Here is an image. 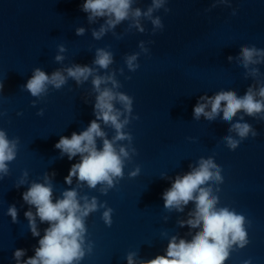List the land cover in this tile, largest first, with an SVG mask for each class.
Here are the masks:
<instances>
[{"label":"clouds","instance_id":"obj_1","mask_svg":"<svg viewBox=\"0 0 264 264\" xmlns=\"http://www.w3.org/2000/svg\"><path fill=\"white\" fill-rule=\"evenodd\" d=\"M135 3L136 0H85L81 5V11L88 14L90 23L95 22L97 18H104L99 30L93 29V38L100 40L124 21H130L129 29L134 27L143 33L145 28L140 22L142 18L151 22L153 34L164 28L161 17L154 16L153 13L160 9L165 13L169 12L170 9L166 7L168 0H151L146 10L133 7ZM217 3L231 6L230 0H216L212 7H216ZM232 14H236L235 9ZM84 32L85 29L82 27L76 29L77 36L83 35ZM120 38L122 37L117 36V39ZM138 46L144 54L149 52L144 41H140ZM66 51L63 44L58 45L55 61L63 63L66 57L62 54ZM139 56V52L125 56L124 61L129 72H135L140 67L137 62ZM227 59L231 62L233 57L228 56ZM236 59L243 68L249 69L250 65L264 63V49L255 45L241 46ZM113 63L112 51L108 48H97L93 60V65L96 67L72 64L53 71L51 75L40 68H35L26 84L22 86V89L29 92L32 97L41 99L48 94L50 87L60 90L69 79L74 80L79 86L91 77L93 91L97 93L93 109L96 118L89 123L86 130L79 133L72 132L70 137L61 136L54 147L60 151L62 157L66 155L69 161L79 156V162L71 165L68 175L64 178L66 184L71 185L75 177L78 182L86 183L90 189H95L98 184L101 185L100 191L104 195L123 178L125 162L130 161L133 155H137L136 148L131 147L133 137L124 129L131 120L139 119V116L132 115L133 97L118 90L122 85L116 79V70L107 72ZM97 68L105 70L106 74H98ZM118 71L124 75L123 68ZM250 74L258 75L259 69L251 68ZM125 78L131 79V77ZM108 84H111V87H101ZM3 87L4 84L0 81V92ZM116 104L121 105V108H117ZM35 105L36 100H33L32 106ZM209 108L210 110H206ZM241 112L264 121V85H260L258 89L249 86L243 96H238L234 90H221L213 96L203 95L194 105L193 118L199 120L203 116L206 120L213 121L222 113V120L230 124L229 132H235L239 137V139L231 135L224 137L226 146L230 150H235L250 135L253 138L258 135L252 125L243 122V115L233 123V119ZM37 115L43 116L44 109H39ZM98 121L110 125L115 130L112 139L107 138ZM97 138L102 141V147L97 146ZM118 141H128V145L117 149ZM18 145V137L9 139L7 132L0 129V179L9 175V164L16 158ZM139 173L140 168L137 166L129 176L136 177ZM221 173V166L209 157L200 158L197 167L182 176L175 177L171 187L162 193L164 208L168 211L175 209L183 212L192 202L194 209L188 213L189 218L178 221V224L180 227L187 226L199 230L191 236V239L172 236L165 254L157 255L150 260H141L140 264H225L230 253L235 250L234 245L238 249L248 245V233L244 227L245 216L226 206L217 207L219 197L213 195L210 182L223 183L224 178ZM27 175L28 172L25 170L17 187L26 182ZM55 175V172L51 173L52 177ZM22 199L27 205L35 208V213L30 209L24 213V216L28 220L32 236L40 237L38 247L34 248L35 254L24 260L23 264H79L86 254L92 252L90 241L85 249L86 218L99 208H104L101 219L106 226L111 227L113 223L114 210L108 207L106 202L99 203L96 197L91 199L87 196L78 197L76 189L64 190L61 197L53 202V185L48 173H45L43 183L32 182L22 193ZM6 214L12 218L13 223L17 222L18 210L15 205L9 206ZM37 217L41 223L49 225L44 229L43 236L36 223ZM26 251L22 248L14 251L17 264H21V258L25 256ZM134 256L135 253L127 255L128 264H135ZM245 264L251 262L245 261Z\"/></svg>","mask_w":264,"mask_h":264}]
</instances>
